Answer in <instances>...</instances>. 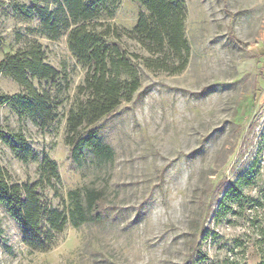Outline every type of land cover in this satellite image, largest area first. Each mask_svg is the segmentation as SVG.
Here are the masks:
<instances>
[{
  "label": "rangeland",
  "instance_id": "obj_1",
  "mask_svg": "<svg viewBox=\"0 0 264 264\" xmlns=\"http://www.w3.org/2000/svg\"><path fill=\"white\" fill-rule=\"evenodd\" d=\"M191 53L178 74L146 68L149 53L124 30L146 10L120 0L108 19L136 60L141 88L101 122L114 158L79 168L66 144L67 116L86 68L70 50L68 30L53 36L37 11L57 0H0V61L38 43L60 76L36 82L58 105L44 124L20 119L0 103V129L21 134L30 157L0 139V159L18 183H34L43 157L59 179L41 192L66 210L69 193L106 191L103 220L67 225L50 247L27 245L19 223L0 204V264H260L264 261V0H184ZM255 44L246 51L238 43ZM23 89L0 73V95ZM15 147L18 144L13 143ZM238 194L236 195V193Z\"/></svg>",
  "mask_w": 264,
  "mask_h": 264
},
{
  "label": "trees",
  "instance_id": "obj_2",
  "mask_svg": "<svg viewBox=\"0 0 264 264\" xmlns=\"http://www.w3.org/2000/svg\"><path fill=\"white\" fill-rule=\"evenodd\" d=\"M120 0H57L53 13L41 9L37 15L43 26L53 35L68 30L70 50L86 68L74 104L67 116L65 142L70 157L83 167L89 157L99 163L114 158V150L102 139L101 122L113 115L123 102H128L141 88V76L136 60L142 58L130 53L123 45L121 30L108 19ZM146 10L132 30H124L141 49L155 58L146 59L149 69L164 70L170 74L183 72L190 59L191 48L186 36L187 7L184 0H133ZM1 8V3H0ZM246 51L258 48L259 43L243 44ZM0 73L14 80L23 89L13 96L0 95V103L16 111L20 119L32 118L47 124L54 118L58 105L48 91H41L35 83L56 81L60 73L46 62L41 46L34 42L25 49L7 54L0 61ZM0 139L20 149L30 157L21 134L5 133ZM17 143L15 147L13 143ZM59 179L58 166L45 155L38 181L15 182L2 166L0 159V204L9 209L25 234V241L34 250H47L56 234L67 225L80 229L103 220L102 208L106 191L86 185L69 193L66 210L52 207L44 201L41 192ZM238 192L236 193V195ZM260 264H264L262 261Z\"/></svg>",
  "mask_w": 264,
  "mask_h": 264
}]
</instances>
